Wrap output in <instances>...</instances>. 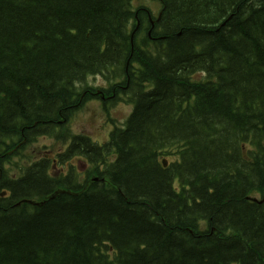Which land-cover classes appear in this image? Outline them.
Masks as SVG:
<instances>
[{"label": "trees", "instance_id": "obj_1", "mask_svg": "<svg viewBox=\"0 0 264 264\" xmlns=\"http://www.w3.org/2000/svg\"><path fill=\"white\" fill-rule=\"evenodd\" d=\"M160 1L0 0V264H264V0ZM91 98L131 106L96 142Z\"/></svg>", "mask_w": 264, "mask_h": 264}, {"label": "rangeland", "instance_id": "obj_2", "mask_svg": "<svg viewBox=\"0 0 264 264\" xmlns=\"http://www.w3.org/2000/svg\"><path fill=\"white\" fill-rule=\"evenodd\" d=\"M137 1V2H136ZM156 0H135L137 4L144 3L145 5L148 4L150 7H152V11L156 12L158 9L157 3L158 1ZM87 85L98 87V86H104L106 83L102 76L100 75H95V76H89L86 81L84 82ZM98 100L96 101H88L85 106L77 111L75 115L73 116L72 122H71V127L74 132H82L91 137L99 138L101 139L102 137L104 138L105 131L107 130V135L108 132L111 128V124L109 123V128L106 123V118L104 116V113L102 109L100 108L101 105ZM110 118H112L114 121H118L120 123L123 121L125 116L129 113L130 107L124 103H118L114 107L110 109ZM92 138V137H91ZM93 139V138H92ZM94 140V139H93ZM48 140L47 139H39L36 147L37 151L40 150L41 152L45 150L46 148H43V145H47ZM34 146H32L27 153H30V158L34 159L33 153ZM14 161L17 162V165L19 164L18 159H14ZM73 162V161H71ZM6 167H9L8 165ZM12 168V166H10Z\"/></svg>", "mask_w": 264, "mask_h": 264}, {"label": "water", "instance_id": "obj_3", "mask_svg": "<svg viewBox=\"0 0 264 264\" xmlns=\"http://www.w3.org/2000/svg\"><path fill=\"white\" fill-rule=\"evenodd\" d=\"M165 164V162H164ZM57 194V193H56ZM54 195H51V197H48V198H52ZM20 202H25V203H29V204H34V205H38V204H41L43 201H34V200H30V199H22L21 201L17 202V205L20 203Z\"/></svg>", "mask_w": 264, "mask_h": 264}, {"label": "flooded vegetation", "instance_id": "obj_4", "mask_svg": "<svg viewBox=\"0 0 264 264\" xmlns=\"http://www.w3.org/2000/svg\"><path fill=\"white\" fill-rule=\"evenodd\" d=\"M3 193H4V190H3L2 192H0V196H2V195H3Z\"/></svg>", "mask_w": 264, "mask_h": 264}, {"label": "bare ground", "instance_id": "obj_5", "mask_svg": "<svg viewBox=\"0 0 264 264\" xmlns=\"http://www.w3.org/2000/svg\"><path fill=\"white\" fill-rule=\"evenodd\" d=\"M88 77H89V76H88ZM88 77H87V78H88ZM87 78H86V79H87ZM86 79H85V81H86ZM85 81H84V82H85ZM4 168L6 169L7 167H5V165H4ZM1 192H2V191H1Z\"/></svg>", "mask_w": 264, "mask_h": 264}]
</instances>
